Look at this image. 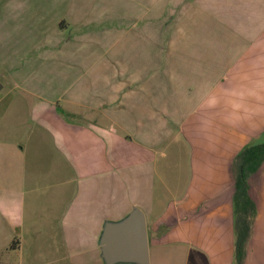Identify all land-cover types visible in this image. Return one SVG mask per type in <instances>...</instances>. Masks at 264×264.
Here are the masks:
<instances>
[{"label": "crops", "instance_id": "crops-1", "mask_svg": "<svg viewBox=\"0 0 264 264\" xmlns=\"http://www.w3.org/2000/svg\"><path fill=\"white\" fill-rule=\"evenodd\" d=\"M113 1L0 5V264H15L8 249L43 218L54 231L39 248L63 254L39 250L42 263L105 264L103 228L133 208L148 264H234L237 158L264 141V0H121L145 15L122 30L138 37L121 60L136 90L102 81L104 60L65 97L62 34L110 33ZM248 182L257 214L244 264H264V162Z\"/></svg>", "mask_w": 264, "mask_h": 264}, {"label": "rangeland", "instance_id": "rangeland-1", "mask_svg": "<svg viewBox=\"0 0 264 264\" xmlns=\"http://www.w3.org/2000/svg\"><path fill=\"white\" fill-rule=\"evenodd\" d=\"M4 1L5 0H0V5ZM122 3L124 2H122L121 0H115L113 1V4L115 5L114 7L111 5V8H106L108 9L107 12H110V15H108V17L110 16L112 19H114V21H112L114 23L113 25L114 27H112L110 33L104 34V28H103L102 32L97 31V33H91L90 35L89 34L85 35L78 32L79 29L82 30L83 25H75V26L73 25L67 28L65 33L62 34L64 39L63 45L65 48L66 81L69 80L67 82L68 85L65 90L66 91L65 97L72 96L75 90L77 91L80 89V86L76 85L79 81L83 79L90 80L93 71L92 67L97 68L98 64L99 63L103 64L102 61L104 60H107L108 61L107 63H111L113 67L111 72H107L108 73L106 74L107 77L106 75L105 76L103 75L102 81L111 79L114 86L116 84L121 83L122 87L125 88H122V93L119 96H123L125 92L129 91L126 88V85L128 86L129 89L132 88L133 90H136L138 86V82H137L138 80L136 74L129 72H128L129 74H127L126 71H123L122 69H124V67L121 69L123 64L121 63V60L124 59L126 62L130 60V57L124 53H128L127 46H131L138 37L137 35H128V34L126 35L122 30H129L131 28H136V30H139L138 29V27H140L139 23L144 19L145 15L143 14L141 8H140L141 12H139V9L136 7L127 9L122 6H119V4ZM178 8L172 9L174 13L172 12V14L170 15L176 16L175 14H179L183 11L181 10L182 8L181 9ZM170 12L171 10L169 11V13ZM99 17L100 16H97V20L99 19ZM67 24L70 25L69 23ZM110 26L111 25H108L107 30L111 28ZM149 26L151 27V25ZM100 27L102 26L98 25V28ZM54 28H56L57 30L56 25L54 26ZM121 32H123V34ZM51 43L52 41H50V45ZM96 49H101V51L96 52ZM99 52H101L100 55L98 54ZM93 73L95 76L99 74V73L96 74L95 72ZM105 73L106 72L104 71L102 74ZM150 74L151 73H149L148 76ZM148 76L146 77V75H142L143 81H145L148 78ZM88 86L89 84H87L84 89L82 96L84 98H88L89 96ZM64 107L72 108L67 105H65ZM171 175L172 174H170V176ZM167 176H169V173L167 174ZM39 209L42 212H44L43 211L44 209H41V205H39ZM34 228L35 231L29 232L27 237H25L23 242L24 243L23 247L21 245L22 243L20 244L21 248L19 252L17 249L15 250L8 249L10 262L15 264L19 262H26V259L29 256H31L33 260L32 264H58V263H50V261L48 260L46 261V263H42V259L39 258V250H42L44 256L49 258H52L54 256L61 257L63 254V251L60 247H55V248L51 247V248H42V249L39 248L41 242H47V243L51 242V238H52L51 232L54 231L53 228L51 231L50 225L45 221L44 218L41 219L40 221H35ZM261 233L259 230V232L255 233V237H257L258 239V235ZM259 237H262V239H264V233L261 234ZM56 246H58V241ZM258 249L256 250L257 252H259ZM47 252L50 253L49 256H47ZM1 259L3 260V256L0 255V260Z\"/></svg>", "mask_w": 264, "mask_h": 264}, {"label": "trees", "instance_id": "trees-1", "mask_svg": "<svg viewBox=\"0 0 264 264\" xmlns=\"http://www.w3.org/2000/svg\"><path fill=\"white\" fill-rule=\"evenodd\" d=\"M264 162V141L246 146L237 158L234 183V264H244L248 243L252 237L257 208L249 194V178L257 173Z\"/></svg>", "mask_w": 264, "mask_h": 264}, {"label": "water", "instance_id": "water-1", "mask_svg": "<svg viewBox=\"0 0 264 264\" xmlns=\"http://www.w3.org/2000/svg\"><path fill=\"white\" fill-rule=\"evenodd\" d=\"M99 242L105 264H148L146 223L137 208L119 222L106 223Z\"/></svg>", "mask_w": 264, "mask_h": 264}]
</instances>
